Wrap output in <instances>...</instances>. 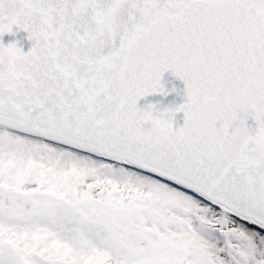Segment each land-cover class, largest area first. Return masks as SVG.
I'll return each instance as SVG.
<instances>
[{
	"label": "snow or ice",
	"instance_id": "1",
	"mask_svg": "<svg viewBox=\"0 0 264 264\" xmlns=\"http://www.w3.org/2000/svg\"><path fill=\"white\" fill-rule=\"evenodd\" d=\"M0 264H264V0H0Z\"/></svg>",
	"mask_w": 264,
	"mask_h": 264
},
{
	"label": "water",
	"instance_id": "2",
	"mask_svg": "<svg viewBox=\"0 0 264 264\" xmlns=\"http://www.w3.org/2000/svg\"><path fill=\"white\" fill-rule=\"evenodd\" d=\"M26 34L23 31L17 33L15 37L5 35L3 40L5 43H8L11 40H19L20 44L23 47V50L27 51L30 47V42L25 39ZM162 82L164 83L165 89L169 91V95L161 96V95H154L149 96L145 99H142L139 103L140 105H145L148 103L157 104L158 107H170L173 105H177L183 102V83L182 81L175 78L171 73H165L163 76ZM175 89V91H172ZM183 122V114L178 113L176 116V123L182 124Z\"/></svg>",
	"mask_w": 264,
	"mask_h": 264
}]
</instances>
